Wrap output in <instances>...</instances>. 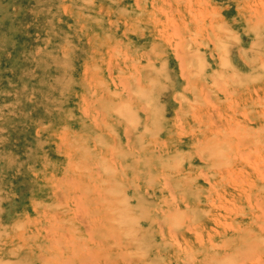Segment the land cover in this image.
Wrapping results in <instances>:
<instances>
[{"label":"rangeland","instance_id":"rangeland-1","mask_svg":"<svg viewBox=\"0 0 264 264\" xmlns=\"http://www.w3.org/2000/svg\"><path fill=\"white\" fill-rule=\"evenodd\" d=\"M263 203L264 0H0V264H264Z\"/></svg>","mask_w":264,"mask_h":264},{"label":"bare ground","instance_id":"bare-ground-1","mask_svg":"<svg viewBox=\"0 0 264 264\" xmlns=\"http://www.w3.org/2000/svg\"><path fill=\"white\" fill-rule=\"evenodd\" d=\"M256 34H257V33H255V35H256ZM256 36H258V35H256ZM219 38H220V37H219ZM226 39H227V38H226ZM216 40H217V39H216ZM218 41H219V39H218ZM219 42H220V41H219ZM254 42H255V44H256V43H257V39L254 40ZM221 43H222V42H221ZM221 43H220L219 47L222 46V47H221V49H222V51H221L222 61H223L224 64H226V62H227V63L229 62L228 52H227V48H226V46H225V43H224V44H221ZM252 44H253V43H252ZM216 45H217V43H216ZM197 53H198V52H197ZM200 54H201V53H200ZM197 59H198V58H197ZM200 60H201V63H202V60H203V62L205 61V60H204V54L201 55V59H200ZM197 62H198V60H197ZM205 63H206V62H204V64H202V67H201V73L203 74V76H205V69H206V66H207V63H206V64H205ZM228 64H229V63H228ZM195 65H196V64H195ZM197 65H198V63H197ZM200 66H201V65H200ZM195 68H196V67H195ZM192 76H193V75H192ZM203 76H202V77H203ZM195 77H196V76H195ZM197 77H198V76H197ZM197 77H196V78H197ZM197 79H198V78H197ZM147 88H148V87H147ZM127 89H128V88H127ZM147 90H148V89H147ZM126 93H128V92H126ZM118 111H119V110H118ZM157 112H158V110H157ZM148 114H149V113H148ZM161 115H162V113H161ZM144 116H145V115H144ZM135 118H136V117H135ZM134 122H135V120H134ZM135 124H136V123H135ZM123 133H124V132H123ZM124 135H125V133H124ZM215 141L218 142L219 140H215ZM211 142H212V141H210V143H211ZM213 143H214V142H213ZM204 146H205V145H204ZM204 146H203V147H204ZM211 146H212V144H211ZM211 146H210V147H211ZM203 147H202V148H203ZM202 148H201V149H202ZM206 148H207V146H206ZM208 148H209V146H208ZM215 148L217 149V146H216ZM220 148H221V147H220ZM204 150H205V149H204ZM209 152H211L210 149H209ZM209 152H208V153H209ZM212 153H214V152H212ZM212 153H211V154H212ZM215 153H216V152H215ZM197 155H198V154H197ZM179 157H180V155L178 156V158H179ZM181 158H182V157H181ZM199 159H201L200 156H199ZM174 163H175V162H173V164H174ZM179 163H180V161H179ZM189 163H190V162H189ZM126 165H127V164H126ZM170 166H171V165H170ZM177 166H178V165H176V167H177ZM260 172H261V171H260ZM98 194H99V193H98ZM82 195H83V194H82ZM78 199H80V195H79V198H78ZM83 200H84V199H83ZM83 200H81V201H79V202H83ZM85 201H86V200H84V202H85ZM74 202H75V201H74ZM74 202H73V204H74ZM84 202H83V203H84ZM76 203H77V204H75V208L79 205L78 202H76ZM85 203H86V202H85ZM85 203H84V204H85ZM263 204H264V203H263ZM76 205H77V206H76ZM80 205H81V204H80ZM255 205H257V204H255ZM82 206H83V205H82ZM263 206H264V205H263ZM79 207L81 208V206H79ZM114 207H115V206H114ZM122 207H123V210H124V211L128 210V208L126 207V205H122ZM130 207H131V206H130ZM257 207L259 208V205H257ZM83 208H84V206L82 207V209H83ZM76 209L79 210V208H76ZM84 209H85V211H83V212H86V208H84ZM84 209H83V210H84ZM261 209H262V208H261ZM261 209H260V210H261ZM262 210H263V209H262ZM113 211H114V210H113ZM115 212H116V211H115ZM261 212H262V211H261ZM263 212H264V211H263ZM263 212H262V213H263ZM262 213H261V214H262ZM84 214H85V213H84ZM84 214H83V215H84ZM117 214H118V213H116V215H117ZM122 214H123V213H122ZM132 214H133V213H132ZM74 215H76V213H74ZM256 216H257V215H256ZM84 217H85V218H84ZM84 217H83L84 219L87 218V216H84ZM123 218H124V216H123ZM96 219H97V218H96ZM99 219H100V218H99ZM110 219H111V218H110ZM115 219H116V218H115ZM115 219H114V220H115ZM121 219H122V218H121ZM121 219H120V222H121ZM87 220H88V219H86V221H87ZM112 220H113V219H112ZM112 220H111V222H112ZM124 220H125V221H124L123 224H125V225L123 226V228L126 227L125 229H127V226H129V223H128V220H127V219L124 218ZM101 223H102V222H101ZM116 223L118 224L117 220H116ZM52 224H53V223H52ZM87 224H88V223H87ZM121 224H122V223H121ZM101 225L104 226L105 224H101ZM262 226H263V224H262ZM96 227L99 228L97 224H96ZM89 228H90V226L87 227V229H89ZM105 228H106V227H105ZM263 228H264V227H263ZM263 228H262V229H263ZM87 229H86V231H87ZM107 229H108V227H107ZM125 229H124V230H125ZM128 229H130V228H128ZM132 229H133V228H132ZM240 229H241V228H240ZM94 230H95V228H94ZM111 230H112V228H111ZM74 231H76V230H74ZM126 231H127V230H126ZM79 232H80V231H79ZM127 232H128V231H127ZM66 233H67V232H66ZM86 233H87V236H86V237L89 239V233H90V232L87 231ZM100 233L102 234V232H100ZM222 233H223V232H222ZM68 234H69V233H68ZM129 234H131V233H129ZM142 234H143V233H142ZM63 235H64V234H63ZM138 235H139L138 237H140L141 233H139ZM64 236H65V235H64ZM68 236H69V238H70V235H68ZM86 237H85V238H86ZM90 237H91V233H90ZM136 237H137V236H136ZM82 238H83V237H82ZM91 238H92V237H91ZM132 238H133V237H132ZM92 240H93V239H92ZM135 240H136V238H135ZM80 241H81V240H80ZM96 241H97V240H96ZM92 242H93V241H92ZM67 243H70V244H71V242H67ZM95 243H97V242H95ZM100 243H101V242H100ZM58 244H59V243H58ZM97 244H98V243H97ZM147 244H148V243H147ZM62 245H63V244H62ZM71 245H72V244H71ZM127 245H128V244H127ZM56 246H57V245H56ZM97 246H98V245H97ZM84 247H85V246H84ZM73 248H74V247H73ZM86 248H87V247H85V249H86ZM82 250H84V248H82ZM86 250H87V249H86ZM90 250H91V249H90ZM60 251H61V250H60ZM138 251H139V250H138ZM141 251H142V250H141ZM78 253H79V251H78ZM85 253H86V251H85ZM87 254H90V255H88L89 258H87L88 261L90 260V262L93 263V264H94V263H95V264H100L101 261L98 260L99 258H98V259H95V257H92V256L95 255V253H92V252L89 251ZM91 254H92V255H91ZM141 254H143V253H141ZM74 255H75V253H74ZM74 255H73V254H69V256H65L64 259L62 260V261L64 262V264H71L72 261H75V259H74ZM106 255H107V254H106ZM90 256H91V257H90ZM39 257L41 258L42 255H39ZM45 257H46V256H45ZM102 257H103V256H102ZM104 257L107 258L106 256H104ZM75 258H76V257H75ZM91 258H92V259H91ZM41 259H42V260H41ZM41 259H38V260H40V262H44V263L47 264L46 259H44V258H41ZM85 259H86L85 256H84V257H80L79 261L77 260V262H79V264H88V262H87ZM57 260H58V259H57ZM103 260H104V258H103ZM110 261H111V260H110ZM103 262H104V261H103ZM44 263H43V264H44ZM6 264H10V263H6ZM40 264H41V263H40ZM73 264H74V263H73ZM89 264H90V263H89ZM103 264H107V263H103Z\"/></svg>","mask_w":264,"mask_h":264}]
</instances>
